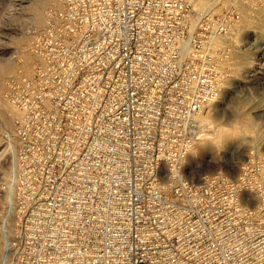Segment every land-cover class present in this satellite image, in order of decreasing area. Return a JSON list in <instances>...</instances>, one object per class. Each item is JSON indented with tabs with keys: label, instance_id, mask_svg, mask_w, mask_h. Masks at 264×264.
<instances>
[{
	"label": "built area",
	"instance_id": "2783aa9c",
	"mask_svg": "<svg viewBox=\"0 0 264 264\" xmlns=\"http://www.w3.org/2000/svg\"><path fill=\"white\" fill-rule=\"evenodd\" d=\"M14 107L0 264H264V159L194 181L236 10L58 0Z\"/></svg>",
	"mask_w": 264,
	"mask_h": 264
},
{
	"label": "rangeland",
	"instance_id": "374dc122",
	"mask_svg": "<svg viewBox=\"0 0 264 264\" xmlns=\"http://www.w3.org/2000/svg\"><path fill=\"white\" fill-rule=\"evenodd\" d=\"M197 1L199 4L196 7L205 8L207 5L206 0ZM47 2L0 0V65L10 67V71L2 75L0 82V222L7 202L4 200L3 187L10 166L7 134L12 131L15 120L13 112L7 121V110L12 109L6 99L7 88L10 79L28 77L33 72L37 59L32 58L33 64L31 63L26 75L23 73L21 51L30 54L32 46L39 43L40 32L46 20L48 22V18L56 13L58 0ZM217 2L224 8L233 6L237 22L233 34L213 39L215 43L211 44L214 50H217L218 45H223L228 51L227 56L222 59L225 77L221 99L202 112L211 122L210 125H202L203 133L214 134L218 130H227L229 138L224 143L214 144L211 149L201 150L195 158L192 151L203 142V137L194 143L186 162V168L192 170L194 181L219 172L236 177L242 173V168L249 159H264V0H216L209 6L210 10L214 9ZM39 5H43L42 12L39 14L40 18H36L32 8ZM237 52L247 53V61L240 67V64L234 65L231 61V57ZM237 114L252 118V125L245 127L236 123ZM194 161L200 162L206 169L210 168V171L202 173V170H196ZM1 233L2 228L0 262L3 252Z\"/></svg>",
	"mask_w": 264,
	"mask_h": 264
},
{
	"label": "bare ground",
	"instance_id": "6f19581e",
	"mask_svg": "<svg viewBox=\"0 0 264 264\" xmlns=\"http://www.w3.org/2000/svg\"><path fill=\"white\" fill-rule=\"evenodd\" d=\"M38 1V0H37ZM48 0H41V2L42 3H46ZM216 0H206V6H205V8H207V9H209L210 10V8L211 7H209L213 2H215ZM36 3H38V2H36ZM48 3V2H47ZM46 3V4H47ZM199 3H198V1L196 0L195 2H194V5H198ZM37 5V4H36ZM58 5H59V1H58ZM42 7H43V5H42ZM42 7H40V5L39 6H37V7H33L32 8V12L35 14L34 16H36V18H37V16H39V14L42 12L41 11V9H42ZM58 7V6H57ZM40 9V10H39ZM31 12V13H32ZM33 13H32V15H33ZM33 16V18H35ZM41 16V15H40ZM40 16H39V18H40ZM32 18V17H31ZM36 22H37V20H36ZM39 22V21H38ZM263 27H264V25H263ZM45 28V25L43 26V28L42 29H44ZM213 43H215V41H213V39L212 40H210L209 42H208V44H210V45H208L209 47L211 46V44H213ZM212 48V47H211ZM25 50V49H24ZM22 52V54H21V56H22V59H23V63H22V66L24 67V70H23V73L25 74L26 73V75H27V73L29 72V69H30V67H31V63L33 64V62L31 61V60H33L32 58H36L37 59V62H39V56H37V55H35L33 52H32V50L30 51V54L27 52V51H21ZM231 61H232V63L235 65V64H240L238 67H240L241 65H243V64H245L246 63V61H247V53H245V52H237L236 54H234L232 57H231ZM36 62V63H37ZM237 67V68H238ZM225 68H226V66H225ZM10 69V67H9V65H0V82H1V78H2V75L3 74H5L6 72H8V71H10L9 70ZM33 73V72H32ZM224 77H225V73H224ZM223 81H224V78H223ZM222 85H223V83H222ZM0 87H1V85H0ZM246 97V96H245ZM8 101V100H7ZM8 104L11 106L10 108H12V109H9V110H7V115H8V118H7V121L10 119V116L12 117V115H13V112H14V117L16 116V111H15V109H14V107L10 104V102L8 101ZM10 112V113H9ZM11 114V115H10ZM197 119H198V121H199V124H200V132H199V135H198V138H197V140H199L201 137H203L202 138V141L203 142H201L196 148H194V150L192 151V153H193V158H195L196 157V155L201 151V150H203V151H205V150H207V148H209L210 147V149L213 147V145L214 144H221V143H224V142H226L227 140H228V138H229V133H228V131L227 130H218V131H216L214 134H212V133H203L204 132V127H203V125H210L211 124V122H210V119L209 118H207L206 117V115L205 114H203L202 115V113L201 114H199L198 116H197ZM235 122L236 123H241V124H243V126H245V127H250L251 125H252V118H250V117H248V116H244V115H240V114H237L236 115V118H235ZM203 124V125H202ZM216 128V127H215ZM205 140V141H204ZM9 145V144H8ZM7 145V147H9L8 148V150L10 151V145L8 146ZM193 160H195V159H193ZM194 166L196 167V170H202V173H208L209 171H210V168H208V169H206V168H204L203 167V165H201V163L200 162H198V161H194ZM201 173V172H200ZM8 174H9V171H8V173H7V176H6V179H7V177H8ZM8 198H9V193H8V191H6L5 193H4V200H8ZM0 224H3V225H5V220L3 219V218H1V222H0ZM1 226V225H0ZM1 228H2V226L0 227V231H1ZM1 236H2V233H1ZM2 238V237H1ZM3 239V238H2Z\"/></svg>",
	"mask_w": 264,
	"mask_h": 264
}]
</instances>
